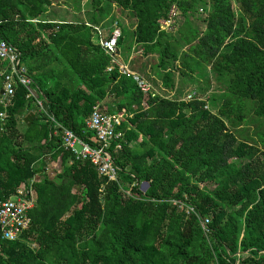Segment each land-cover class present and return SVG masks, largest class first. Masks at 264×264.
Segmentation results:
<instances>
[{
  "label": "trees",
  "instance_id": "trees-1",
  "mask_svg": "<svg viewBox=\"0 0 264 264\" xmlns=\"http://www.w3.org/2000/svg\"><path fill=\"white\" fill-rule=\"evenodd\" d=\"M56 2L67 0H0L1 38L20 51L42 101L18 84L0 102V200L21 185L36 195L19 238L0 230V264H264V0H88L87 21L44 19ZM172 7L175 32L160 22ZM115 20L119 48L156 55V96L107 71L93 26L110 33ZM187 79L214 92L182 97ZM2 88L0 78V98ZM97 104L122 116L113 181L62 144L64 128L93 137L85 119ZM58 155L51 178L47 156Z\"/></svg>",
  "mask_w": 264,
  "mask_h": 264
},
{
  "label": "built area",
  "instance_id": "built-area-1",
  "mask_svg": "<svg viewBox=\"0 0 264 264\" xmlns=\"http://www.w3.org/2000/svg\"><path fill=\"white\" fill-rule=\"evenodd\" d=\"M175 14L170 13L169 18L162 19L168 25L166 29L173 27ZM91 26L90 23L87 22ZM161 24H163L161 22ZM163 26V25H162ZM99 34V43L103 51L111 57L107 71L118 67L123 74H131L138 83L139 88L145 95L156 96L159 92L142 75L131 70L128 64L120 60V48L118 40L122 34L119 22L115 20L110 33L99 26H93ZM163 28H165L163 26ZM21 53L11 43L3 40L0 35V78L3 80L4 94L0 98L1 103H6L9 97L15 92L18 84L25 86L30 95L37 98L38 105L42 108V101L39 99L36 90L31 86L32 79L27 75V68L21 63ZM193 93L187 96L192 98ZM3 118L4 113H0ZM122 116L109 114L103 111L99 104L95 105L92 113L85 119V125L93 132V137L88 140L81 138L72 129L64 128L61 139L65 149L73 152L77 159H88L97 168L100 175L107 176L110 181L118 179L119 167L115 164L110 153L112 143L122 137V132L116 128L121 124ZM117 143V142H116ZM120 147V144H118ZM143 185V184H142ZM140 188L145 191L143 187ZM130 194V190L127 191ZM36 201L35 191L25 185H21L17 192L5 200H0V230L4 239L15 240L26 230L31 222L29 210ZM193 210L189 207L188 210ZM205 231H208L209 218L201 221Z\"/></svg>",
  "mask_w": 264,
  "mask_h": 264
},
{
  "label": "rangeland",
  "instance_id": "rangeland-1",
  "mask_svg": "<svg viewBox=\"0 0 264 264\" xmlns=\"http://www.w3.org/2000/svg\"><path fill=\"white\" fill-rule=\"evenodd\" d=\"M234 7L236 8V5H234ZM113 11L115 13V19L120 20L122 23H124V26L126 27V29L131 30V20L130 19H126L125 17H123L120 12H119V8L114 5L113 6ZM87 10H88V0H70L64 3H54L52 6H50L47 10L46 13L43 14V18L44 19H56V20H67V21H87ZM170 13L176 14V9L174 7H172ZM205 11H199L200 16L204 15ZM163 24V26L165 28L168 27L167 24H165V21H161ZM194 22L196 24H198V26L200 28L204 27V22L202 21V19H195ZM110 23V20L108 21V24ZM100 26L105 29V27L103 25L100 24ZM106 30L108 32V28L106 27ZM170 30H175V27L171 28ZM176 31V30H175ZM174 31V32H175ZM131 38V37H130ZM128 38L127 42H126V46L131 45L132 44V39ZM135 46L136 45H131V48L129 49L127 47V49H124V51L120 48V60L123 63L128 64L129 68L131 70H134L133 67L135 65V63H137V66L140 67H144L147 71L146 74H144V78L147 79L155 88L156 90H158V92L162 91V81L161 78L152 70V65L156 62V55H149L148 57H140V54L142 53V51H136L135 50ZM139 55V56H138ZM133 58H135V60H133ZM132 61H135V63H133ZM209 70V68H207V71ZM148 76H150V78H148ZM154 80V81H153ZM215 85V84H214ZM186 90L184 91L185 94L182 95V97L186 98L187 96L192 93L189 92L190 90H197L199 89L201 94H204L203 97L206 98V96L211 95L212 94V90L210 89V91L208 90H202L199 86V82L192 81L191 79H187L186 80ZM214 88V87H213ZM214 92V90H213ZM174 92L172 94H170V96H173ZM24 117L25 115L21 116V119L19 121V127H21L22 129H24ZM62 170V166L61 164L59 165L58 168H56V170H54V172H51L50 175L51 177H54L56 174H58L59 171ZM49 173V171H48ZM143 184V182H142ZM141 184V185H142ZM208 186L213 187V184H208ZM141 187L144 188V185H142Z\"/></svg>",
  "mask_w": 264,
  "mask_h": 264
},
{
  "label": "crops",
  "instance_id": "crops-1",
  "mask_svg": "<svg viewBox=\"0 0 264 264\" xmlns=\"http://www.w3.org/2000/svg\"><path fill=\"white\" fill-rule=\"evenodd\" d=\"M30 112H33L34 114H35V110H32V111H30ZM29 112V113H30ZM29 113H27V114H29ZM27 114H25V117L27 116ZM24 117V118H25ZM26 123V122H25ZM21 128V127H20ZM22 129V128H21ZM61 164V166H62V156L61 155H58V156H56V157H54V158H51L50 156H47V174L51 177V175H50V173L51 172H54V170H56V168H58L59 167V165ZM48 171H49V173H48ZM60 172V171H59ZM58 172V173H59ZM57 175V174H56ZM55 175V176H56ZM54 176V177H55ZM40 176H38V178H39ZM51 178H53V177H51Z\"/></svg>",
  "mask_w": 264,
  "mask_h": 264
},
{
  "label": "water",
  "instance_id": "water-1",
  "mask_svg": "<svg viewBox=\"0 0 264 264\" xmlns=\"http://www.w3.org/2000/svg\"><path fill=\"white\" fill-rule=\"evenodd\" d=\"M1 94H4V90L3 89L1 90ZM34 115L35 114L33 112H30L29 114H27V116L24 118V122H27L30 125V121L33 120ZM143 185H144V189H147L148 186H149V183L148 182H143Z\"/></svg>",
  "mask_w": 264,
  "mask_h": 264
}]
</instances>
